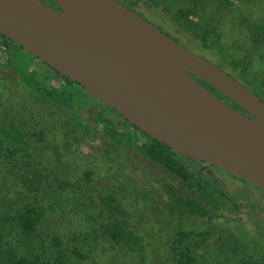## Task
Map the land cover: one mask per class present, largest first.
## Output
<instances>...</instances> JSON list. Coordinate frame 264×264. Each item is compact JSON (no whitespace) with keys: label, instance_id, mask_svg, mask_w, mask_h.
<instances>
[{"label":"rangeland","instance_id":"1","mask_svg":"<svg viewBox=\"0 0 264 264\" xmlns=\"http://www.w3.org/2000/svg\"><path fill=\"white\" fill-rule=\"evenodd\" d=\"M143 1L151 10L140 6L133 8L136 12L192 51L216 62L218 55L213 50H198L194 45L200 41L190 32L179 31L176 11L193 7L197 15L189 17L197 22L199 30L210 20L218 32L216 44L224 67L228 70L231 60L243 62L247 58L243 76L255 84L264 99V37L256 42L249 32L250 22L264 23V0ZM6 110L32 111L49 121L50 114L42 108L40 99L19 79L16 69L1 59V128H8ZM89 116L90 131L78 128L72 132L68 119L62 118L61 130H52L46 141L12 137L4 142L7 148L0 144V235L6 244L28 252L18 240L15 222L6 220L5 215L32 204L40 207L42 215L36 226L37 236L29 246L31 254L52 258L61 250L68 264H170L176 259L172 246L179 229L196 233L187 246L197 264H245L253 255L250 246L259 250L264 247V225L252 223L264 218V195L254 191L253 199L258 202L240 222L226 221L221 216L225 211L235 212L238 217L242 211L224 201L218 207L208 206L210 218L205 223L207 216L187 212L178 200L179 195L199 198L197 193L148 160L135 142L127 139L124 144L128 145L123 147L105 135L95 118L113 119L115 115L108 108L98 105ZM25 176L33 181L29 187ZM106 194L122 204L123 213L115 216L124 219L127 228L138 236V245L133 248L106 241L102 235L103 224L109 218L101 202ZM205 230L206 236L199 234Z\"/></svg>","mask_w":264,"mask_h":264},{"label":"water","instance_id":"2","mask_svg":"<svg viewBox=\"0 0 264 264\" xmlns=\"http://www.w3.org/2000/svg\"><path fill=\"white\" fill-rule=\"evenodd\" d=\"M53 1L0 0V34L151 138L264 191L260 95L120 0Z\"/></svg>","mask_w":264,"mask_h":264},{"label":"trees","instance_id":"3","mask_svg":"<svg viewBox=\"0 0 264 264\" xmlns=\"http://www.w3.org/2000/svg\"><path fill=\"white\" fill-rule=\"evenodd\" d=\"M120 1L132 8L140 9L139 7L141 6L148 11L151 10L143 0ZM221 1L224 3H232L235 0ZM46 2L51 4V2L53 3L54 1L47 0ZM190 15H197L193 7H180L177 9L176 20L180 27L179 31L181 30L183 33H192L193 36L200 41V44L197 46L192 43L194 47L198 50L202 48L213 50V52L218 55L216 63L226 69L223 64L224 61L222 56L219 53V46L216 44L218 32L213 23L207 20L204 27L199 30L196 27L197 22L193 21L192 18L189 17ZM249 32L251 33L252 39L259 42L264 37V23L259 24L250 22ZM186 41L188 42V40ZM0 44L2 45V48H0V60L4 59L6 64L12 65L16 69L19 79L35 93V96L41 101L42 108H45L50 114L48 115L49 122L46 120L45 116L32 111L30 113L27 111L18 113L16 111L6 110L4 113L7 117L6 121L8 123V128L0 127V144L2 143L1 145H4L5 148H7V146L4 142L12 137H14L15 140L25 139L27 137L30 141H46L47 137L53 134L51 132L52 130L62 126V118L68 119L72 132L77 131L78 128L90 131L92 119L89 116V112L92 109H96L98 105H103L115 115L113 119L100 116L95 118L96 122L104 128L106 136L114 141L117 140L119 143H122L120 146L123 147L128 145L124 144V141L127 139L131 142H135L139 150L148 160L173 174L182 184L199 195V198L191 195L178 196L180 204L187 212L197 216H207L204 220V222L207 223L210 218V214L207 210V208H209L208 206L218 207V205L224 201L228 203L229 199L227 192L218 189L216 186H212L203 173H199L192 168L189 162L184 158V155L172 150L167 145L140 131L113 108L92 98L78 82L61 75L45 62L38 60L21 46L15 44L1 34ZM243 60V62L231 60V67L226 70L252 91L261 95L255 84L245 80L243 74L245 68L248 66L249 60L247 58ZM208 87L215 94L227 99L212 87ZM88 99L90 101H88ZM228 101L231 102L230 100ZM231 104L233 103L231 102ZM51 120L54 122L51 123ZM119 127L123 128V130H119ZM118 136L120 137L117 138ZM15 149L16 147L12 152L15 151ZM24 179H26V183L29 181L27 184L28 187L33 183L32 179L26 176ZM35 180L38 182L39 178H35ZM101 202L104 210L109 215L107 222L103 224L102 230V235L105 237V240L119 245L125 244L130 248L138 245V236L134 234L131 229L127 228L124 219L115 216V214L123 213L122 204L116 201V198L111 194L103 195L101 197ZM224 212L221 216L226 219V221H229L230 218L227 217V214H224ZM41 215L42 211L40 207L32 204L24 205L11 215H5L6 220L11 219L15 222L19 233L18 240L24 245L28 252L23 253L17 250L16 247L6 244L0 235V264H68L61 250L56 251L52 258L31 254L29 246L37 236L36 226ZM6 220L3 218V221ZM261 222H264V219H262ZM261 222L258 223L254 220L252 223L264 225ZM240 231L241 230L237 229L238 233H240ZM194 234L196 233L192 230L179 229L176 231L174 244L172 246V253L176 259L175 262L170 264H197L195 256L187 246V241ZM199 234L206 236L207 231L205 233L201 231ZM244 235H246L245 229L243 236ZM250 248H252L255 258L253 259L252 255L245 264H264V247L260 250L254 246H250ZM75 252L78 253V251Z\"/></svg>","mask_w":264,"mask_h":264},{"label":"flooded vegetation","instance_id":"4","mask_svg":"<svg viewBox=\"0 0 264 264\" xmlns=\"http://www.w3.org/2000/svg\"><path fill=\"white\" fill-rule=\"evenodd\" d=\"M51 5L59 8V6L56 3H52ZM98 104V103H97ZM233 105V104H232ZM234 106V105H233ZM236 107V106H234ZM185 156V155H184ZM189 164L192 166V168L199 172L203 173L204 176L207 178L208 182L212 186H216L218 189H222L227 192L228 194V201L231 202L232 207H236L241 209L238 217L235 212H232V214H227L226 216L230 218V220H236V221H241L244 219V217L252 212L253 207H255L256 203L258 201L254 200V191L257 192L258 194L264 195V191L260 189L258 186L255 184L246 181L244 179H241L237 176H234L224 170H221L213 165L207 164L203 161L192 159L188 156L184 157ZM224 178V180H223ZM226 180H228L230 183L226 184ZM247 183V184H244ZM225 183V187H224ZM240 193L242 195H240ZM256 193V194H257ZM251 200V202H250ZM254 203V204H252ZM251 206H253L251 208ZM225 214V213H224ZM264 218H258L257 221L258 223L262 221ZM253 222V221H252ZM264 224V222H261Z\"/></svg>","mask_w":264,"mask_h":264}]
</instances>
